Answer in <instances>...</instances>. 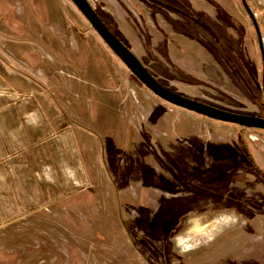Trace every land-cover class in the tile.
<instances>
[{
	"label": "rangeland",
	"instance_id": "rangeland-1",
	"mask_svg": "<svg viewBox=\"0 0 264 264\" xmlns=\"http://www.w3.org/2000/svg\"><path fill=\"white\" fill-rule=\"evenodd\" d=\"M246 1L264 43V0ZM88 2L162 85L264 117L240 0ZM0 95L52 96L85 175L0 215V264H264V129L156 96L71 0H0Z\"/></svg>",
	"mask_w": 264,
	"mask_h": 264
},
{
	"label": "crops",
	"instance_id": "crops-1",
	"mask_svg": "<svg viewBox=\"0 0 264 264\" xmlns=\"http://www.w3.org/2000/svg\"><path fill=\"white\" fill-rule=\"evenodd\" d=\"M53 103L46 95H0V215H30L85 183L74 133L53 121Z\"/></svg>",
	"mask_w": 264,
	"mask_h": 264
},
{
	"label": "water",
	"instance_id": "water-1",
	"mask_svg": "<svg viewBox=\"0 0 264 264\" xmlns=\"http://www.w3.org/2000/svg\"><path fill=\"white\" fill-rule=\"evenodd\" d=\"M245 8L251 23L254 27L261 60V89L264 93V43L262 40L258 21L253 11L248 6L246 0H240ZM81 14L87 19L91 27L96 31L104 43L126 66V68L150 91L156 96L168 103L179 106L186 110L206 116L211 119L235 123L243 127H253L264 129V117L250 114H243L219 108L217 106L201 102L199 100L184 96L166 86L162 85L142 64L138 57L126 46L102 21L88 0H71Z\"/></svg>",
	"mask_w": 264,
	"mask_h": 264
},
{
	"label": "trees",
	"instance_id": "trees-1",
	"mask_svg": "<svg viewBox=\"0 0 264 264\" xmlns=\"http://www.w3.org/2000/svg\"><path fill=\"white\" fill-rule=\"evenodd\" d=\"M117 36V35H116ZM118 37V36H117ZM119 38V37H118ZM120 39V38H119ZM121 40V39H120ZM122 41V40H121ZM123 42V41H122ZM124 43V42H123ZM125 44V43H124ZM126 45V44H125Z\"/></svg>",
	"mask_w": 264,
	"mask_h": 264
}]
</instances>
